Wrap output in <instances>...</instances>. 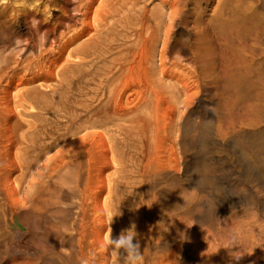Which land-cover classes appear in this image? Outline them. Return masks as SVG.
I'll return each instance as SVG.
<instances>
[{
    "label": "rangeland",
    "instance_id": "rangeland-1",
    "mask_svg": "<svg viewBox=\"0 0 264 264\" xmlns=\"http://www.w3.org/2000/svg\"><path fill=\"white\" fill-rule=\"evenodd\" d=\"M243 1L245 7L258 6L264 15V0ZM63 5L64 0H0V61L6 60L1 64L4 67L0 74V182L9 190V196H5L7 201L3 199L8 205L3 216L4 227L12 238L10 248L3 255L4 264H11L12 260L20 264H60L73 257L84 261L80 249L83 234L79 220L81 203L91 210V218L103 213L106 222L110 223L115 217V227L120 234L121 230L131 226L129 216L133 201L150 198L153 193L173 196L179 201L175 205L176 218L190 219L189 224L180 223V241L165 247L168 264L194 262L195 257L186 251L183 241L198 242L204 232L218 237L233 235L237 239L231 255L245 256V264H264V133L260 134L264 132V125L252 130L247 139V146L254 152L252 160H241L233 142L224 147L217 145L214 134L208 132L206 143L188 145L184 151L176 145V150L171 151V140L179 131L185 130V122L178 129H167L158 139L152 137L150 149L141 146L131 149L128 113L116 115L114 102L107 103L114 86L106 93L100 89L114 57L126 53L122 38L118 46H109L108 41L104 45L100 41L90 44L92 32H84L80 16L75 17V22H65L69 25L64 23L59 27L65 15ZM155 5H160L163 27L159 31L153 27L151 32L145 33V37L149 35L155 44L149 69L160 64L166 37L173 46L189 37L198 17L192 11L194 4L188 3L185 18L169 23L168 14L172 9L162 6L161 0H155L150 8ZM216 5L217 0L203 3L201 23L209 24ZM74 7L76 5H71L68 9ZM54 29L57 32L44 48L46 60H57L51 77L42 76L41 73L46 74L45 70H36L28 75L30 84L18 85L16 81H20L26 71L15 68L20 55L26 52L27 40L37 30L42 35ZM137 32L131 31L128 43L134 48L135 65L138 63L136 52L142 51ZM37 52L35 44L26 55ZM71 52L74 55L68 57ZM187 56L183 55L186 59ZM82 58L88 61L83 67L95 66L92 74L95 78L81 90L73 87V92L78 94L77 100H72L75 108L67 109L63 100H55L50 95L60 90L64 61L77 62ZM26 63L29 62L19 67L27 69L29 65ZM15 70H18L15 81L9 84L7 74ZM165 81L173 82L168 77ZM18 91H29L34 99L7 96V93L15 95ZM42 91L48 95H38ZM176 157L179 163L162 164L163 160ZM29 163L30 169L21 177L22 167ZM245 166L252 167L255 174L248 176L250 171ZM35 181L44 184V193L36 197L35 203L41 199H48L51 203L43 210L40 231L31 237L23 224L24 212L21 207H14V202L27 198L30 187L34 192ZM189 182H192V188H189ZM14 188L17 193L13 192ZM229 228L235 231L229 234L226 232ZM108 230L90 224L87 234L94 233L92 240L96 246L89 259L112 262L111 250L103 247ZM18 232L23 235L18 237ZM210 237L208 234L209 241H212ZM243 244L247 249L239 251ZM157 249L162 250L161 245ZM231 255L227 257L228 261L237 264ZM221 263L216 261V264Z\"/></svg>",
    "mask_w": 264,
    "mask_h": 264
},
{
    "label": "bare ground",
    "instance_id": "bare-ground-1",
    "mask_svg": "<svg viewBox=\"0 0 264 264\" xmlns=\"http://www.w3.org/2000/svg\"><path fill=\"white\" fill-rule=\"evenodd\" d=\"M154 2L155 0H64L65 15L59 27L65 22H75V17L80 16L84 32H92L90 44L100 41L101 45H104V42L108 41L109 46H118L122 38L126 53L114 57L107 70L110 75L104 77L100 89L106 93L108 88L114 86L107 103L114 102L116 115L128 113L127 132L131 149L138 146L150 149L152 137L158 139L167 129H178L182 122H185V130L179 131L171 140V151L176 150V145L184 151L188 145L206 143L208 132L214 134L217 145L224 147L233 142L241 160H252L254 152L247 146V139L252 130L264 125V15L259 11L260 8L254 4L245 7L243 0H217L212 19L208 25H204L200 22V17L206 0H161L162 6L172 9L168 14L169 23H173L177 18H185L188 3L194 4L192 11L198 17L193 34L189 37L182 38L174 46L170 44V38L166 37L160 54V64L149 69V63L155 53V44L149 35L145 37V33L151 32L153 27L156 31L163 27V20L159 15L160 5L150 8ZM71 5L76 7L69 10ZM239 8L244 10L240 11ZM136 30L138 43L142 45V51L136 52L137 65L133 64V45H128L131 31ZM56 32V29L48 30L40 35L37 30L27 40L24 50L27 52L36 44L38 52L29 55L25 52L20 55V62L15 69L26 71V74L21 76L20 81H16L18 85L30 84L31 78L28 75L34 74L36 70H45L46 74L41 73L42 76L51 77L57 60H46L44 48ZM186 54L187 59L183 57ZM73 55L71 52L68 57ZM94 56L97 57L96 53ZM3 62L6 63V60L0 61V74L3 71ZM24 62H29L26 63L29 65L27 69L19 67ZM83 65H88L85 58L77 62L65 60L61 70L64 78L59 82L60 90L50 95L55 100H63L67 109L75 108L73 101L77 100L78 94L73 92V87L81 90L95 78L92 75L95 66L86 68ZM114 69L116 71L113 72ZM18 70L7 74L9 84L15 81ZM69 73L71 75L66 79ZM166 77L173 82L165 83ZM31 95L29 91H18L15 95L7 93L11 99H34ZM38 95L46 97L48 92L42 91ZM27 157H30V152ZM174 162L179 163L177 157L163 160L162 164L170 165ZM30 163L22 167L21 177L30 169ZM245 167L250 171L248 176L255 174L252 167ZM188 185L189 188L193 187L192 182ZM43 186L41 182L35 181L34 192L33 187H30L27 198L14 202V207H21L24 212L23 224L31 237H35L40 231L43 210L51 203L48 199L35 203L36 197L44 193ZM6 189L0 182V264H4L3 255L10 248L12 239L7 227H4L3 213L8 205L3 199L7 201L5 196H9V190ZM13 192L17 193L16 188ZM185 192L187 194V189ZM149 197L133 201L129 223L136 225V238L140 241L143 254L141 264H168L165 247L180 241V223L189 224L190 219L176 218L175 205L179 201L173 196H156L153 193ZM144 206L147 208L145 212ZM80 211L82 216L79 220L83 230L80 249L82 259L85 260L73 257L63 260L60 264H123L118 256H112L111 263L89 259L96 246L92 240L94 233L87 234L90 224L109 229L110 223L106 222L103 213L91 218V210L85 204L81 203ZM116 225L117 220L114 219L111 225L113 237L119 236ZM234 231V228H229L226 232L230 234ZM208 234L212 241H209ZM22 235L21 232L17 233L18 237ZM230 236L218 237L216 234L204 232L198 242L183 241L186 251H190L195 257L194 262L187 263L216 264V261L220 260L221 264H231L227 257L231 255L237 238ZM160 245L162 250L157 249ZM241 248L244 251L247 249L245 244L238 250ZM231 256L237 264L246 263L245 256ZM250 257L253 258L252 255ZM11 264L20 263L12 260Z\"/></svg>",
    "mask_w": 264,
    "mask_h": 264
},
{
    "label": "clouds",
    "instance_id": "clouds-1",
    "mask_svg": "<svg viewBox=\"0 0 264 264\" xmlns=\"http://www.w3.org/2000/svg\"><path fill=\"white\" fill-rule=\"evenodd\" d=\"M17 43L20 39L17 38ZM112 218L109 224V230L105 233L104 244L111 250L113 257H121L123 264H141L143 254L141 252L140 241L136 238V225L133 223L131 227L121 230L118 237L112 235Z\"/></svg>",
    "mask_w": 264,
    "mask_h": 264
}]
</instances>
